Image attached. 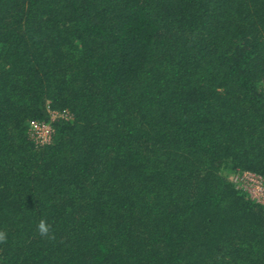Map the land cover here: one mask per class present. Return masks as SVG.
<instances>
[{"label":"trees","instance_id":"1","mask_svg":"<svg viewBox=\"0 0 264 264\" xmlns=\"http://www.w3.org/2000/svg\"><path fill=\"white\" fill-rule=\"evenodd\" d=\"M243 170L264 0H0V264H264Z\"/></svg>","mask_w":264,"mask_h":264},{"label":"built area","instance_id":"2","mask_svg":"<svg viewBox=\"0 0 264 264\" xmlns=\"http://www.w3.org/2000/svg\"><path fill=\"white\" fill-rule=\"evenodd\" d=\"M57 112H51V117L55 118ZM62 117H67L63 114ZM32 137L36 143L49 141L52 135V128L46 122H33L31 126ZM231 181L234 186L241 190L245 196L253 202L264 206V176L251 171H238L232 174Z\"/></svg>","mask_w":264,"mask_h":264},{"label":"clouds","instance_id":"3","mask_svg":"<svg viewBox=\"0 0 264 264\" xmlns=\"http://www.w3.org/2000/svg\"><path fill=\"white\" fill-rule=\"evenodd\" d=\"M38 227H39L41 234H45L49 230L48 226L45 224L44 221H41ZM0 239H3L2 234H0Z\"/></svg>","mask_w":264,"mask_h":264}]
</instances>
